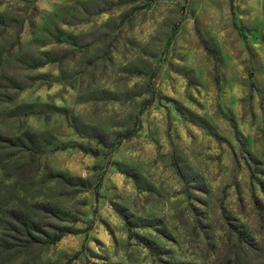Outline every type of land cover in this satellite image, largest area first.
Segmentation results:
<instances>
[{
  "label": "rangeland",
  "instance_id": "obj_1",
  "mask_svg": "<svg viewBox=\"0 0 264 264\" xmlns=\"http://www.w3.org/2000/svg\"><path fill=\"white\" fill-rule=\"evenodd\" d=\"M260 185L264 0H0V264H264Z\"/></svg>",
  "mask_w": 264,
  "mask_h": 264
},
{
  "label": "trees",
  "instance_id": "obj_2",
  "mask_svg": "<svg viewBox=\"0 0 264 264\" xmlns=\"http://www.w3.org/2000/svg\"><path fill=\"white\" fill-rule=\"evenodd\" d=\"M260 188H261L262 190H264V185H260ZM60 236H61V234L56 235V236L54 237L53 241H54V240H57Z\"/></svg>",
  "mask_w": 264,
  "mask_h": 264
}]
</instances>
